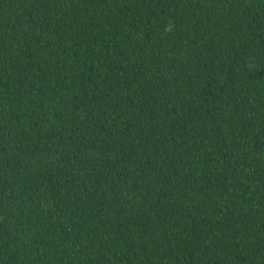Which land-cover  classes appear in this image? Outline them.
Listing matches in <instances>:
<instances>
[{"label":"trees","instance_id":"trees-1","mask_svg":"<svg viewBox=\"0 0 264 264\" xmlns=\"http://www.w3.org/2000/svg\"><path fill=\"white\" fill-rule=\"evenodd\" d=\"M0 264H264V0H0Z\"/></svg>","mask_w":264,"mask_h":264}]
</instances>
